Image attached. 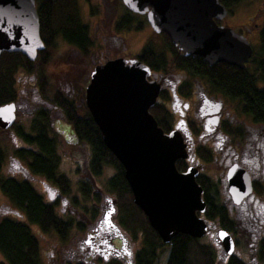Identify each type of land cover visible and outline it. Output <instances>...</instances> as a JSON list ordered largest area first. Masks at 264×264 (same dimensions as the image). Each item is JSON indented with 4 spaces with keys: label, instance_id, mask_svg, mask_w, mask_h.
Instances as JSON below:
<instances>
[{
    "label": "trees",
    "instance_id": "trees-1",
    "mask_svg": "<svg viewBox=\"0 0 264 264\" xmlns=\"http://www.w3.org/2000/svg\"><path fill=\"white\" fill-rule=\"evenodd\" d=\"M218 1L230 12L242 0ZM35 8L43 48L33 60L16 51L0 53V104L16 100L13 73L18 67L33 72L38 81L40 95L46 97L44 93L48 82L43 71L49 60L48 49L55 44L56 36L77 49L80 56L87 54L90 41L86 25L78 12L77 0H35ZM139 25L140 21L136 20V28ZM257 36L258 49L253 50L249 63L255 71L264 75V19ZM163 37L171 52L170 61L174 65L204 75L225 94L238 97L243 103L244 111L264 122V89L256 87L255 78L247 72L246 66L239 68L221 61L209 65L198 56L181 54L166 36ZM136 57L153 69L165 65L163 52L155 51L149 43L143 45ZM73 87L75 91L69 98L57 90H52L47 99L60 110L68 124L72 140L69 143L87 145L88 172L92 175L98 174L106 164L110 165L113 171L105 177L99 188L92 186L90 181L85 179L78 182L75 192L70 193L68 178L58 171L59 157L56 140L50 131L48 110L44 106L35 108L29 116L27 128L13 123L14 134L21 143H11L7 147L4 145L5 141L0 140V264H40L38 242L29 224L37 225L41 231H52L60 238L67 234L71 225L70 218H63L56 212L55 201L44 199L33 186L32 178L52 184L64 195L70 194L72 202L79 205L83 213L89 212L91 218L97 214V204L101 202L102 197L106 198V194H111L117 225L128 233L130 238L139 236L140 239L132 257V264H153L162 246L167 248L163 264H215L216 253L212 244L200 238L177 232L168 242H161L141 209L132 202L122 166L104 145L100 132L84 105L83 83L74 84ZM148 110L160 126L158 111L154 107ZM8 154L23 164L29 177L2 172V165ZM179 161H175L177 169L180 168ZM197 181L203 187L204 216L212 218L217 215L218 225L229 229L230 222L227 221L222 206L213 204L206 194L207 187L202 185L199 179ZM79 198L90 200L91 205L78 204ZM254 257L258 264H264V236L259 238L256 244ZM75 264L84 263L76 261ZM107 264L123 263L111 259ZM222 264L246 263L229 255Z\"/></svg>",
    "mask_w": 264,
    "mask_h": 264
},
{
    "label": "water",
    "instance_id": "water-1",
    "mask_svg": "<svg viewBox=\"0 0 264 264\" xmlns=\"http://www.w3.org/2000/svg\"><path fill=\"white\" fill-rule=\"evenodd\" d=\"M121 1L145 13L151 28L163 31L183 55L242 68L252 54L243 34L215 22L226 13L218 0ZM42 46L33 0H0V52L17 51L32 59ZM147 74L148 67L135 58L113 57L95 64L84 86V104L104 145L123 168L132 202L159 239L168 242L177 232L200 237L207 224L197 215L204 202L194 179L196 169L175 168L174 160L185 156L184 143L177 130L163 132L148 112L158 84L147 80ZM13 118V102L1 103L0 127ZM227 179L234 199L249 190L247 175L236 165L228 169ZM215 236L224 254L231 253L230 234L218 228Z\"/></svg>",
    "mask_w": 264,
    "mask_h": 264
},
{
    "label": "flooded vegetation",
    "instance_id": "flooded-vegetation-1",
    "mask_svg": "<svg viewBox=\"0 0 264 264\" xmlns=\"http://www.w3.org/2000/svg\"><path fill=\"white\" fill-rule=\"evenodd\" d=\"M85 2L87 5L86 7H88V13L93 14L92 16H95L94 18L97 19L93 23L94 28L88 27L86 22H84L86 25L87 36L90 41L86 56H80L77 49L73 48L62 39L73 48L77 55L82 59L81 63L78 65L80 68L79 72L74 75H65L64 80L69 85L68 91L59 87H49L44 93L46 94V97L40 95L38 90L39 86H37L38 81L36 80V77L31 76L33 78L31 91L34 92V98L46 102L50 108L59 110L47 99L50 95L49 93L52 92V90H57L59 93H62L69 98L71 97L72 92H74V84L83 83L84 89V85L88 81L89 72L95 64L113 57H122L126 59L135 58L145 64L149 70V74H147L145 78L147 80L153 79L158 84L154 102L150 107H154L158 111L157 118L161 124L160 128L163 132H168L172 129L177 130L184 143L185 156L174 160V166L175 161L177 159L180 160V168H175L178 171H183L188 166L195 167V181L199 185L197 181V179H199L202 185L207 187L206 194L210 198V201L213 204L222 206L227 221L230 222V228L225 230L232 238L233 249L231 253L222 255V263L229 255H233L244 261L246 264H258L254 257V250L259 238L264 236V122L253 118L248 112L244 111L242 109L243 103L238 97H232L225 94L220 87L209 81L204 75L174 65L173 62L170 61L171 54L169 50L163 51L165 65L159 69H153L136 57L145 43H141L138 46V50L132 53L131 56L123 55L122 51L128 49L124 38L132 31H137L138 29L147 26L149 32L153 31V33L160 35L163 39V36L167 37L163 31H155L151 28L146 20L145 13H138L130 10L121 0H99V8L96 9V13H93L92 10H89L91 4L89 0H85ZM33 4L35 8V0H33ZM228 13L229 12L226 11L224 16L215 19V22L218 24H224L222 20ZM248 19L249 21L247 24L243 23L239 27L235 29L233 28L235 31L243 34L246 39V34L251 31L253 32L258 24L256 20L252 21L251 17H248ZM136 20L140 21V25L137 28ZM93 45L95 47H97V45L101 46V49H99L97 54L93 53L91 49ZM109 46L112 47V49L114 47V51L111 52V54H109L108 51L106 52V48H109ZM41 49H36L34 57L30 60H33L37 52ZM248 62L249 60L244 63V67ZM25 71L27 73H32L31 71ZM247 72L250 73L248 70ZM256 87L258 86L256 85ZM24 93H27V91ZM15 97H17V92ZM12 102L14 104L13 121L7 127H0V131H9L11 133V142L19 143L15 141V138L18 137L15 136L12 127L13 123H17V121H15L16 101ZM39 106L43 105L34 106L30 115H32L33 110ZM150 107H148V109ZM45 108L48 110L50 116L51 109L49 110L47 107ZM28 119L26 123L23 125L21 124L24 128L28 127ZM49 124L51 125V116ZM55 132H60L63 140L68 144H70L69 142H72L69 131L61 133V130L57 128ZM53 137L56 140V137ZM0 140L2 141V139ZM4 140L5 139H3V141ZM85 146L87 147V145ZM88 155L89 150L87 148V153L82 156L81 160L79 159V161L73 162L74 174L77 170L82 173L79 177L75 176L74 182L76 189L78 182L85 179L90 181L92 186H99L95 184L93 179L97 174H90L86 168V163L89 158ZM6 157H9V162L13 167L20 165L25 173L24 176L29 177L25 167L20 161L10 154ZM58 157L60 158L59 154ZM76 163L77 165H75ZM234 165L244 171L249 182V190L238 199H234L228 189L227 171ZM212 166L215 167V171L209 173L208 168ZM58 171L61 172L60 170ZM32 180L39 186L38 189L33 185L42 196L47 193L46 198L43 197L44 199L55 201V206L57 203L68 205L69 210L74 212L73 215H66L67 218L71 219V225L67 233H69L72 228H75V233L84 234V237L76 243L77 248H75V250L77 251L78 256H70V258L74 260V264L76 261H82L84 264H96L93 263L94 259H98L99 264H107L111 259L119 260L123 264H132V257L135 250H131L129 247V237L126 238L122 235L124 230L122 231L120 229L115 219L113 221L108 218V214L113 213L114 216V206L111 199L105 198L107 201V207L104 206L101 215L99 214L98 209L100 207L103 208V203L100 202L97 204V214L91 218L89 213H83L78 209L77 206L79 205L72 202L70 194L64 195L60 193L55 186L43 182L39 178H32ZM200 188L201 198L203 199V187L200 186ZM203 213L204 208L201 212H197V215L202 217L207 224V229L204 233L211 231V233H213V238L219 243L215 236L216 230L222 228L217 223L218 216L214 215L212 218H206ZM244 229H246V232L254 234H252L251 255L248 261L243 260L234 253L236 238L233 233L241 232V230L244 231ZM71 255H73V252ZM67 257L68 256L66 255L65 258ZM61 262L63 261L61 260Z\"/></svg>",
    "mask_w": 264,
    "mask_h": 264
},
{
    "label": "rangeland",
    "instance_id": "rangeland-1",
    "mask_svg": "<svg viewBox=\"0 0 264 264\" xmlns=\"http://www.w3.org/2000/svg\"><path fill=\"white\" fill-rule=\"evenodd\" d=\"M89 2L91 3L89 6V10H92L93 13L94 12L96 13V9L99 8V0H89ZM77 4H78V11L83 22H86L88 27L94 28L93 23L97 19L94 18L95 16L94 17L92 16L93 14L88 13V7H86L87 5L85 0H77ZM248 17H251L252 21L256 20V22L258 23L257 27L254 28L253 32L251 31L246 34L247 40L250 42L253 50L256 51L258 49L257 34L264 19V0H242L231 9V11L227 14V16L223 18L222 21L227 26H230L231 28L235 29L240 25H242L243 23L247 24L249 21ZM56 37L57 38L55 40V44H53V46H51L48 49L49 60L46 66L44 67L43 74L48 82L47 88L59 87L62 89H66V91H68L69 85L64 80L65 75L67 76V74H71V75L77 74V72H79L80 69L78 65L81 63L82 59L79 57V55H77L75 50H73V48H71L67 43H65L60 37L58 36ZM124 41L126 42L128 49L122 51V53L123 55L126 56H131L132 53L137 51L139 48L138 46L141 43L142 44L149 43L155 49V51H162V52L165 50L168 51L167 45H165L164 43V39L160 35L153 33V31L149 32L147 26L142 27L137 31L130 32L129 35L124 38ZM91 49L93 53L97 54L99 49H101V46L97 45V47H95L93 45ZM107 51L109 54H111V52L114 51V47L112 49V47L109 46V48H106V52ZM246 68L254 76L255 84L258 87L264 89V75H261L259 72L255 71L251 66V63L249 62L247 63ZM31 76H34L33 72L27 73L25 70L19 67L15 69L13 73L14 87L17 92V97L15 100L16 101L15 121H17V123L22 125L26 123L32 109L36 105H43L47 107L49 110L51 109L50 131H51V135L56 137L57 152L60 155L58 161V170H60L63 174H65L69 179L70 188H71L70 193H73L76 190V186L74 182L75 176L79 177L82 174L81 171L78 170L74 174L75 171L73 168V162L79 161V159L81 160L82 156L85 155V153H87V147L84 144L70 145L63 140V137L62 135H60V132L59 133L55 132V130L59 128L61 130V133H65L66 131H69L68 130L69 127L67 123L63 121L59 110L50 108L46 102L34 98V92L31 91L32 90L31 87L33 85V78ZM25 91H27V93H24ZM73 93L74 92H72L71 96H73ZM10 136L11 133L9 131H0V139L2 140L5 139L4 145L7 147L10 146L12 143ZM15 141L21 143L19 138H15ZM9 160H10L9 157H6L2 166V172L6 174L9 173L14 176H24L25 173L23 169H21L20 165L13 167L9 162ZM75 165H77V163ZM208 170L209 173H211L215 171V167L214 166L209 167ZM112 171L113 169L110 165L108 164L104 165L101 169V172H99L93 178L95 184L101 185L105 177H107L108 174H110ZM32 184L39 189V186L36 185V183L33 180H32ZM46 194L47 193L43 195L44 198H46ZM106 195L107 196L105 197L107 199L109 198L112 199L111 194H106ZM1 197L2 196L0 195V198ZM101 202L103 203V208L100 207L98 209L97 206L100 215L102 213V209H104V206L107 207V201L105 198L102 197ZM78 204L91 205V201L79 198ZM78 209L82 211L81 208L78 207ZM55 210L60 216L63 217H66V215L68 214L73 215L74 213L73 211L69 210L68 205H61L59 203L56 204ZM88 213L89 212H86V214ZM108 218L113 221L115 219L113 213L108 214ZM29 228L33 233V235L36 237L38 242V253H39L40 264H74V260L70 258V256L72 257L78 256V253L75 250V248H77L76 243L79 240H81L82 237H84L83 233H75L76 229L72 228L69 233L65 234L63 238H60L55 233L49 231H41L38 228V226L35 224L34 225L29 224ZM121 230L123 231V229ZM124 232L122 233V235L126 238L129 237L128 233L126 232L124 233ZM233 234L236 238L234 253L243 260L248 261L251 255V248H252L251 242L253 240L254 234L246 232V229H244V231L241 230V232L239 231L238 233H233ZM200 239L212 244L216 253L215 264H222L223 261L222 255H224V253L219 243H217V241L213 238V233H211V231L204 233ZM129 241H130L129 247L131 250H135L140 244L139 236L134 238L129 237ZM166 251L167 248L165 246H162L153 264H163L165 260ZM72 252L73 255H71ZM66 255L68 256L67 257L68 259L65 258ZM1 258L2 257L0 254V259ZM61 260L63 262H61ZM93 263L99 264V260L94 259Z\"/></svg>",
    "mask_w": 264,
    "mask_h": 264
}]
</instances>
